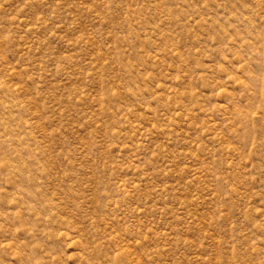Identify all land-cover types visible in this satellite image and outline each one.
I'll list each match as a JSON object with an SVG mask.
<instances>
[{"label": "rangeland", "instance_id": "374dc122", "mask_svg": "<svg viewBox=\"0 0 264 264\" xmlns=\"http://www.w3.org/2000/svg\"><path fill=\"white\" fill-rule=\"evenodd\" d=\"M0 264H264V0H0Z\"/></svg>", "mask_w": 264, "mask_h": 264}]
</instances>
